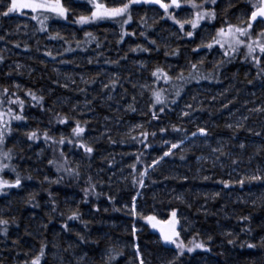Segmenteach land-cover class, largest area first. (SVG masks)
Masks as SVG:
<instances>
[{
  "label": "trees",
  "instance_id": "obj_1",
  "mask_svg": "<svg viewBox=\"0 0 264 264\" xmlns=\"http://www.w3.org/2000/svg\"><path fill=\"white\" fill-rule=\"evenodd\" d=\"M111 2L96 0L107 7L119 6L121 0ZM10 3L0 0V13ZM61 3L70 9L68 18L45 13L46 31L40 30L30 10L0 15V112L11 127L0 145V151L11 150L10 160L0 156V163L9 165L0 170V179L13 184L17 175L21 179L18 187L0 189V218L8 221L0 225V232L7 229L0 234V264H31L42 245L40 264H169L177 250L161 240L158 229L167 231L170 224L153 229L142 217L170 221L173 210L180 239L186 245L203 242L208 249L186 252L177 264H264V181L239 183L264 176V112L252 111L264 108V72L244 62V49L219 70L215 65L227 58L218 45L193 52L202 40L210 41L217 29L226 27L225 21L236 25L246 20L250 0L209 3L217 18L203 21L193 38L165 13L134 5L132 20L123 26L129 35L122 40L121 26L114 20L74 22L80 15H91L94 5L89 0ZM181 3V9L169 10L177 19L194 14L190 5ZM26 23L35 26L42 40H56L63 52L34 55L31 44L11 36L16 27L27 30ZM189 30L185 25L184 31ZM261 30L256 24L253 38ZM137 46L147 51L131 50ZM74 54L77 60L71 58ZM80 56L91 57V63ZM202 58L200 72L208 79L166 83L151 75L159 67L173 78L181 72L188 77L190 64ZM177 86L183 88L179 97ZM161 90L163 112L162 105L153 106V92ZM29 91L43 99L37 103L26 95ZM17 97L24 101L25 118L20 121L8 115L9 109L12 115L21 114L18 104L8 102ZM62 118L67 122L60 123ZM77 123L85 129L80 138L72 131ZM201 127L207 136L199 135ZM33 131L37 138L29 140L26 134ZM45 132L51 139H45ZM193 132L198 134L193 137ZM81 141L93 148L91 154L79 147ZM180 141L171 155L153 164ZM145 170L141 187L138 181ZM90 186L95 192L86 198L84 189ZM73 211L79 212V219H68Z\"/></svg>",
  "mask_w": 264,
  "mask_h": 264
},
{
  "label": "snow or ice",
  "instance_id": "obj_2",
  "mask_svg": "<svg viewBox=\"0 0 264 264\" xmlns=\"http://www.w3.org/2000/svg\"><path fill=\"white\" fill-rule=\"evenodd\" d=\"M90 3L94 5L93 10L91 11V15H80L74 22L80 25H85L92 23L94 21L103 20V19H111L114 20L116 23L120 24L121 26V40L125 35H129V33L125 32L123 30V26L130 23L132 20L131 16V9L134 5H140V4H149V5H159L161 9L164 10L165 17L167 19H170L173 21L174 24H177L179 26V29L182 33H184L185 36L188 38H193L194 34L196 33V30L200 27H202L203 21H211L215 20L217 18V13L214 8L209 9L207 5L210 3L211 5H216L218 3V0H202V2L197 3L196 0H184L185 3L190 5L194 9V14L191 15L188 18L185 19H177L176 14L173 12H170L169 10L174 9H181L182 3L181 0H170V3H165L163 0H121L120 5L116 7H107L102 3H96V0H89ZM251 2V11L250 16L247 17L246 20L241 21L240 24L233 25L231 23H228L225 21V26H221L219 29H217L215 36L211 38L210 41L204 42L201 41V44L198 45L196 48L193 49V52H198L202 48H207L209 50H212L215 46H219L220 50L223 53V56L227 58V60H221L217 65H215L216 69L219 70L220 67H222L225 63H230L233 59H235L236 55L244 49V62H251L254 66L258 67L260 71L264 72V30H261L258 35L253 38V30L254 25L257 23L264 24V0H250ZM232 6L231 3L229 5ZM24 9H28L33 13L32 19L37 20L41 24V31H46L47 29L43 26L44 21L49 19L48 15H45V13H52L55 14L56 17L67 19L70 9L69 7H66L64 4L61 3V0H11L10 5L7 7V10L0 13V15L8 16L11 13L14 12H21ZM227 9H225V12ZM41 16L43 19H41ZM165 17H162L165 18ZM185 25H190L191 30L184 31ZM86 36L90 38L92 37L91 33H86ZM141 35L143 36L144 33L142 32ZM53 39L57 37H52ZM62 38V37H61ZM2 39V37H0ZM150 43H155V41H150ZM79 46V42H78ZM99 47V45H97ZM132 51L137 50H144L147 51V49H139V46H137L136 49H131ZM46 55H51L50 53H45ZM169 53H165V55H168ZM172 54H176L174 51ZM91 63V61H89ZM204 63L203 58L196 63L190 64V71L188 73V77H185L183 72L179 73L175 78L171 77L167 72H165L162 68H156L151 75L155 77V79L158 81L161 78L164 79L166 83L172 81L173 79L180 80L184 83L188 82L189 80H196L199 82L201 79H208L209 76H205L200 72V67H202ZM211 75V74H209ZM113 85L115 84V81L112 82ZM251 83V81H249ZM19 87V86H17ZM107 87V85H105ZM183 88L182 86H177L175 95L179 97L181 95ZM8 92V89H4V93L6 94ZM15 95V94H13ZM26 95L31 96L32 100L39 103L43 98L37 97L35 94L31 93V91L27 92ZM215 99V97L213 98ZM10 104H18L21 109V114L12 115V110H8V115L11 116V119L20 121L23 120L25 117L23 116V108H24V101L19 99L17 97L16 100H12L9 98L8 101ZM173 103L176 101L173 100ZM156 104L162 105L160 108V111L163 112L165 110V98L162 95L161 91H154L153 92V106ZM187 107H191V105H187ZM224 107H227V105H224ZM134 111V109H132ZM252 111L256 112H264V108H256ZM185 116L189 115V113L185 112ZM5 113L0 112V145L4 144L5 141V134L9 133L11 131L10 127V121H6L4 119ZM153 118H156V114L153 113ZM247 119V117H245ZM60 123H66V118H62L59 120ZM139 127V126H137ZM228 128H232V125H227ZM238 127H242V125H238ZM175 131H180V129H177L174 127ZM73 135L77 138H80L82 134L84 133L85 129L84 127H81L79 123H77V126L73 128ZM165 131V129H161V132ZM198 133L201 136H207L208 133L205 128H199ZM197 132H193L192 136L195 137ZM29 140H33L37 138V133L35 131L27 133ZM144 137H147L148 133H142L141 134ZM155 135V133H153ZM256 135H259V133H256ZM45 139L49 140L51 137L48 136V134L45 132L44 134ZM56 143V141H53ZM69 143H72L71 140L68 141ZM59 144L65 143V138L61 137V139L58 141ZM165 143H168L165 141ZM183 141H180V143H172L169 147L168 151H165L163 154V157H160L159 160H154L153 164H158L160 160H162L164 157H167L172 154L173 149H177L180 147V144H182ZM79 147L84 150L85 153L91 154L93 152V148L90 146H87L84 142L79 143ZM241 148L244 147L243 144L240 145ZM214 152L219 151L221 155H224L223 151L220 149H213ZM11 150L9 152H3L0 151V156H2L4 159H11L10 155ZM63 156V153H61ZM183 159V157H181ZM54 161H49V164H54ZM233 163H236V161H233ZM67 164V161H65V165ZM9 165L0 163V170H3L5 168H8ZM65 167V171L71 173L74 170ZM133 169H135V165H132ZM60 168H57V171H59ZM76 175H79V173H75ZM147 174V170L140 173L141 179H139V184L141 187L144 186L143 177ZM246 181H264V176H261L259 174L246 177L244 179H241L239 183L243 186ZM137 181L134 179L133 183H136ZM21 184V179L17 175V178L15 180V183H9L6 180L0 179V189L4 187H18ZM225 187H228V183L224 182ZM89 192L94 193L95 188L89 187L87 189H84L85 197L87 198ZM135 197H133V207H132V214L136 215L135 211ZM86 202V201H85ZM172 219L170 221H159L155 216H146L142 217L153 229H158V226L162 223H168L170 224V228L165 231L163 228H159L160 231V238L165 244L175 245V248L177 250L176 257L169 261V264H177V260L180 257H183L185 253H192L196 249H202L204 251H208V249L205 247V244L203 242H196L195 240L189 241L188 245L184 243L183 240L180 239V233L176 230V225L179 223V221L176 219L177 213L175 210L171 213ZM69 220H76L79 219V212L73 211L71 215L68 216ZM244 219H248L247 217H244ZM8 224V221L5 219L0 218V225L6 226ZM65 228L67 225L64 226ZM7 229L6 227L3 229V232H0V234H6ZM136 228L133 227V234H135ZM228 235H231L230 233ZM211 239V238H209ZM81 240H83V237H81ZM230 244L234 243L233 240L228 241ZM191 245V246H189ZM44 245L41 246L40 253L33 258L31 261V264H40L41 257L44 256ZM248 248H255L256 245L248 244ZM140 252L137 248V256L139 257ZM83 259V258H82ZM109 259H112V257H109ZM141 264H144L143 260H141Z\"/></svg>",
  "mask_w": 264,
  "mask_h": 264
},
{
  "label": "rangeland",
  "instance_id": "obj_3",
  "mask_svg": "<svg viewBox=\"0 0 264 264\" xmlns=\"http://www.w3.org/2000/svg\"><path fill=\"white\" fill-rule=\"evenodd\" d=\"M83 1V0H81ZM117 0H112L111 3L113 2H116ZM5 5V3H3ZM86 8V7H84ZM83 9V8H82ZM28 9H24V11H27ZM86 10V9H84ZM52 14V13H50ZM55 16V14H53ZM14 22H19L21 23V21H18V20H15ZM24 23V21L22 22ZM25 25H28V29L25 30V29H21L20 27H16L15 31H13V34H11V36H17L18 37V40L20 39H23L26 43H29L32 45V49H33V54L34 55H43L45 53H50L51 55H55L57 53H60V52H63V47L61 44L59 43H55V41L52 40L49 41L48 39H44L42 40L41 39V36H40V32L35 28L34 25H31V24H25ZM56 27H51V31L52 30H55ZM60 30V28H59ZM17 31V32H16ZM53 32H56V31H53ZM17 33V34H16ZM170 37L173 36L172 33H169ZM165 40V38L162 39V41ZM76 54L74 55H71V58H76ZM89 56V55H88ZM79 60H87V62H89L91 60V57H83L81 58L78 57ZM77 60V58H76Z\"/></svg>",
  "mask_w": 264,
  "mask_h": 264
},
{
  "label": "water",
  "instance_id": "obj_4",
  "mask_svg": "<svg viewBox=\"0 0 264 264\" xmlns=\"http://www.w3.org/2000/svg\"><path fill=\"white\" fill-rule=\"evenodd\" d=\"M166 1H168V3H170V0H166ZM164 2V1H163ZM147 6L148 7H150V8H153V9H156V10H158V11H161V12H164V10L163 9H161L160 7H159V5H149V4H147ZM250 16V15H249ZM256 25V24H255ZM262 30H264V24H262Z\"/></svg>",
  "mask_w": 264,
  "mask_h": 264
}]
</instances>
